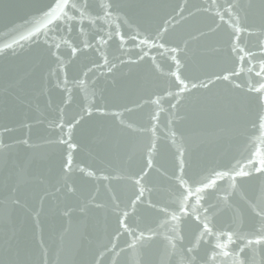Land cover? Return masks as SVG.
Segmentation results:
<instances>
[{
  "label": "water",
  "instance_id": "water-1",
  "mask_svg": "<svg viewBox=\"0 0 264 264\" xmlns=\"http://www.w3.org/2000/svg\"><path fill=\"white\" fill-rule=\"evenodd\" d=\"M123 2L136 6L129 12L133 17L156 23L169 10L152 9L149 6L175 0H123ZM190 2L193 5L207 6V0ZM237 2L246 5L248 0ZM48 3L49 0H0V139L8 146L6 148L0 146V152L6 153L8 160L6 165L4 157L0 156V264H94L96 259H99L101 264H180L179 249H173L168 243V238L174 235V229L181 227L184 228L185 236L188 235L186 217L172 220L169 216L166 223H158L153 222L151 216H144L141 222L136 215H132L129 223L133 227L136 223H141L142 227L148 225L156 228L159 235L150 244L141 241L135 249L127 247L125 240L131 242L132 238L125 235L120 238L119 247L115 252H105L103 246L108 244L109 234L115 227L111 209L107 211L91 209L87 214L78 210V205L87 200L90 194L109 203L114 194L124 200L131 189L127 182L121 180L112 182L111 187L115 189V193L106 191L108 181L93 179L86 182L75 166L74 171L67 176L61 174V156L62 153L66 154L67 148L66 146L54 148L47 142L46 138L50 133L59 134L58 129L53 130L49 127L48 122L59 116L58 111L49 107V99L53 105L58 103L62 96L68 99L69 103L64 107L70 116L79 113L81 106L104 104V98L118 95L124 97L113 100L114 103H125L127 99H134L135 90L131 85L135 83L143 84L146 90L154 89L155 84L146 80L147 70L151 64L150 58L139 66L120 64V58L127 59L130 51L136 53L139 49L132 48L130 42L124 48H119L118 38L110 42L106 50H101L107 52L109 60L117 64V69L112 73H108L107 68L94 69L85 78L84 73L93 66L92 61L102 63L100 52L94 47L74 55L72 47L82 45L84 40L95 44V32L88 31L91 18L85 17V31L81 32L77 28L65 35L58 26L64 21L66 10L57 9L54 16L45 17L40 9ZM197 19L201 23L210 22L206 17ZM117 25H123V21L117 19L114 14L111 19L97 22V29L102 28L107 38L106 34ZM121 30L132 31L126 25H123ZM179 35L180 29H177L172 37L178 38ZM252 43L254 40L249 41L248 46L250 47ZM6 44L12 47L5 48ZM50 48L57 51L63 68L58 66L56 58L48 55ZM151 55L156 57V64L160 66V70L167 72L169 65L167 54L161 56L157 50H151ZM201 55L200 51L189 54L194 71L199 70ZM255 64L256 62L252 61V65ZM246 68L247 66L238 82L247 81L250 75L254 77V73L249 74ZM65 75L69 81L77 78L84 80V85L73 87L72 83H69L67 89L70 91H66ZM57 83L60 84V88L54 87ZM41 91L43 94H40ZM17 96H20L23 102L18 100ZM169 100L171 98L165 97L161 104L165 111L161 113L156 130L158 143L161 145V153L157 158L161 160L165 146H171V140L165 138L170 135L167 122L169 119L174 120L168 108ZM155 110L156 106L146 105L143 112L131 116L125 114V122L133 123L135 126L147 112ZM92 111L93 117L88 118L85 114V123L76 134L80 145L79 151L75 154L76 165L108 167L101 161L110 160L112 166L119 167L121 157L128 159L138 156L142 140L132 142L121 140L117 144L108 143L103 137H97V141L90 145L89 133L99 132L102 127L107 128L111 123V117L102 119L95 113V109ZM256 111L253 101L252 114L246 115L244 119H238L224 86L217 85L211 92L200 90L193 91L191 95L185 94L181 98L180 110L177 113L183 116L184 120H174L172 127L173 130L179 129L183 132L184 137L189 140L191 159L194 163L224 162L233 156L239 159L247 156L249 151L254 152V158L258 160L264 157V130H257L258 125L254 128L251 123V120L255 119ZM25 123L32 124V128L24 127ZM5 127L13 131L6 133ZM26 137H30L29 145L17 143ZM179 139L178 135L177 140ZM112 174L117 175L116 172ZM149 179L151 182L148 186L155 185L158 190L154 191L153 198L169 200L170 189L163 169L159 173L153 172ZM65 184L76 185L78 191L75 196L66 194ZM10 186L16 187L13 195L21 201L23 207H5ZM227 187V180L219 182L221 190ZM220 194L223 195V192ZM145 195L147 197L148 193ZM211 202L215 203L214 197ZM65 205L77 210L68 216L52 211L53 208H63ZM224 222L232 223L237 229L243 228L239 217H233L228 211L217 217V223ZM9 237H13L11 257ZM220 243H227V238H221ZM111 247V244H108V248ZM121 249L124 251L121 252ZM100 252L105 253L103 257H100ZM248 256L250 260L254 258L255 264H260V250L255 252L249 250ZM222 260V257L219 258L217 264H221Z\"/></svg>",
  "mask_w": 264,
  "mask_h": 264
},
{
  "label": "snow or ice",
  "instance_id": "snow-or-ice-1",
  "mask_svg": "<svg viewBox=\"0 0 264 264\" xmlns=\"http://www.w3.org/2000/svg\"><path fill=\"white\" fill-rule=\"evenodd\" d=\"M134 7L136 6L123 0H49V3L40 9L45 17L54 16L57 9L66 10L64 21L58 26L65 35L77 28L81 32L85 31V17L91 18L88 31L95 32V44L84 40L82 45L72 47L74 55L94 47L100 52L102 63L92 61L93 66L84 73L85 78L94 69L107 68L108 73L117 69V64L109 60L107 52L101 51L106 50L110 42L117 38L119 48H124L130 42L132 48L139 49L136 53L130 51L127 59L120 58L121 65L139 66L151 59L146 80L152 81L155 88L146 90L143 84L135 83L131 85L135 90V98L127 99L125 103L112 102L124 98L119 95L102 97L105 99L104 104L81 106L79 113L69 116L64 107L69 103L68 99L62 96L55 105L49 99V107L59 112L57 118L48 122L49 127L58 129L59 134L50 133L46 138L47 142L54 148H67L66 154L62 153L61 156V174L67 176L74 171L75 166L86 182L93 179L108 181L106 191L115 193V189L111 187L112 182L121 180L127 182L131 189L124 200L114 194L109 203L90 194L87 200L78 205V210L87 214L91 209H111L115 227L109 234L108 244L112 247L109 249L108 244H105V252H115L119 247L120 238L125 235L132 238L131 242L125 240L129 249H135L141 241L150 244L159 235L156 228L148 225L142 227L141 223H136L133 227L129 223L132 215H136L141 222L144 216H151L153 222L158 223H166L169 216L172 220L186 217L188 235L185 236L184 228L181 227L174 229V235L168 238L172 248L179 249L180 264H217L221 257V264H255L254 258L250 260L248 256L249 250H260V264H264V157L257 160L254 158L255 153L249 151L247 156L239 159L233 156L224 162L197 164L191 159L189 140L184 137L183 132L179 129L173 130L172 127L174 120H184V117L177 113L180 110L181 98L185 94L191 95L193 91L200 90L211 92L217 85H223L238 119L251 115L253 101L255 102L257 111L251 123L254 128L258 125L257 130H264V0H248L246 5H241L237 0H207V6L193 5L190 0L152 4L149 6L152 9L169 10L156 23L130 15L129 12ZM114 14L132 31L124 32L121 30L123 25H117L105 38L103 29H97V22L111 19ZM197 17H206L210 22L201 23ZM177 29H180V35L173 38L172 34L176 33ZM252 40L254 43L249 47L248 43ZM4 47L12 46L6 44ZM151 50H157L161 56L167 54V72L160 70ZM196 51L202 53L198 71L192 69L189 56ZM48 55L57 59L59 67H64L56 50L50 48ZM252 61L256 62L254 66ZM245 66L249 74L254 73V77L250 75L247 81L238 82L244 74ZM46 80L47 77L45 82ZM69 83H72L73 87H81L84 80L77 78L69 81L65 75L66 91H70L67 89ZM54 87L60 88V84L57 83ZM165 97L176 102L168 101V108L174 120H168L170 135L165 138L171 140V146H165L161 160L157 158L161 153V145L158 143L156 130L161 113L165 111L161 106ZM17 99L23 102L20 96H17ZM146 105H154L156 110L147 112L135 126L125 122V114L131 116L143 112ZM92 109H95V113L102 119L111 117V123L107 128L102 127L99 132H90L89 144L95 143L97 137L117 144L121 140H142L138 156L128 159L121 157L119 167L112 166L110 160L101 161L108 167L76 165L75 154L80 148L76 134L85 123V114L88 118L93 117ZM120 109L122 111H119ZM23 126L32 128L30 123ZM12 131L11 128H4L6 133ZM29 140L30 137H26L17 143L29 145ZM0 146L8 147L3 144L2 139ZM0 156L4 157L7 165V154L0 152ZM161 169L167 175L169 200L153 198L154 191L158 190L155 185L148 186L153 172L159 173ZM113 172L117 175H113ZM225 180L228 181V187L221 190L219 182ZM64 187L67 195L75 196L78 191L75 184H65ZM15 191L16 187L10 186V194L5 201L6 208L24 206L13 195ZM221 191L223 195L220 194ZM213 197L215 203L211 202ZM76 210L67 205L52 209L64 216ZM225 211L231 212L233 217L238 216L243 228L237 229L229 222L217 223L218 215ZM224 237L227 238V243L222 244L220 240ZM12 240L13 237H9L10 257L13 254ZM205 245L207 247H204ZM123 251L124 249H121V252ZM104 254L100 252V257ZM94 264H101V261L96 259Z\"/></svg>",
  "mask_w": 264,
  "mask_h": 264
}]
</instances>
